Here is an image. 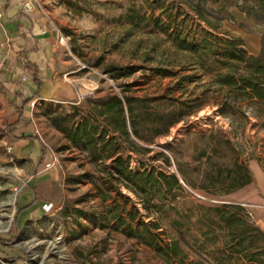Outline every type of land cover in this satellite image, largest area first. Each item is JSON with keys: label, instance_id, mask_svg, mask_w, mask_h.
I'll use <instances>...</instances> for the list:
<instances>
[{"label": "rangeland", "instance_id": "obj_1", "mask_svg": "<svg viewBox=\"0 0 264 264\" xmlns=\"http://www.w3.org/2000/svg\"><path fill=\"white\" fill-rule=\"evenodd\" d=\"M37 2L35 7L59 46L54 57L72 71L69 76L79 93L65 102L40 100L32 109V136L56 155L58 171L55 179L35 182V168L12 158L7 150L12 115L7 91L0 86V264H168L156 249L126 235L127 226L136 228L139 222L158 224L153 232L160 247L178 241L180 258L172 264H264V101L228 97L227 89L215 84L214 77L172 41L179 22L184 39L192 31L230 35L212 25H221L224 19L232 24L229 10L241 9L242 0H229L226 10L213 0ZM251 4L248 0L244 7ZM133 11L144 13L157 26L139 18L130 22ZM258 55L264 62V53ZM113 95L171 99L143 109L138 128L147 139L130 136L137 150L123 138L118 143L119 155L129 160L130 169L174 174L178 185L169 188L161 180L157 192L145 193L123 183L105 185L97 171L104 165L88 162L61 130L78 127L93 101L100 104ZM171 110L178 121L168 129L157 126L156 115ZM98 125L106 129L102 119ZM155 127L163 133L153 136ZM236 157L252 181L240 191L247 193L248 203L262 207L239 205L243 210H238L230 203L234 191L216 194L219 189L207 179L206 174L233 167ZM28 189L35 193L34 202L43 201L41 213L21 212ZM257 192L260 198L253 200ZM148 199L150 207L145 208ZM115 205L127 221L118 230L112 217ZM134 208L138 215L132 222L129 213ZM254 211L262 216L256 217ZM223 214L234 215L231 228L220 219ZM239 220L245 222L243 239Z\"/></svg>", "mask_w": 264, "mask_h": 264}, {"label": "trees", "instance_id": "obj_2", "mask_svg": "<svg viewBox=\"0 0 264 264\" xmlns=\"http://www.w3.org/2000/svg\"><path fill=\"white\" fill-rule=\"evenodd\" d=\"M206 1V0H199ZM220 1L222 10H226L229 4V0H213V2ZM248 0H242L240 5L241 10L252 17L255 21L264 24V0H252L251 8H245ZM222 10L219 14L222 13ZM197 13L202 16L201 10H197ZM130 22H133L135 18L146 21V23L157 26L156 22L147 19L144 13L131 12L128 17ZM179 22L175 25V35L172 37V41L177 50L187 52L194 58V63L203 69L208 75L213 76L215 84L220 88L227 89V96L233 99L239 97V95H245L247 99H251L256 102L264 101V62L258 55L249 54L242 47V40L237 37L230 36L228 34L211 33L208 31L190 32L186 34V39L183 37V31ZM212 27H220L219 23L213 24ZM168 28L161 27L163 32L168 33ZM202 32V33H201ZM171 35V34H170ZM262 51L264 53V35L262 36ZM170 98L161 97H149L144 100L138 98H130L128 96L120 97L113 95L108 98L107 101L99 104L97 101H93V108L89 113L82 118L78 127L71 130L61 129L67 133V136L73 141L76 146H79V150L86 154L88 162L96 164L100 163L104 167H99L98 172L103 174L101 180L103 184L107 185L115 183H123L125 186L134 190L137 188L142 192H150L159 190L160 181L163 180L169 188L171 186L178 185V178L172 174L170 177L164 172H159L155 175V171L145 170L140 172L129 168V160H124L119 155V149H121L118 140L123 138L133 149H138L137 145L131 140V134L135 137L146 140V135H143L139 131V124L141 113L148 108L149 105H158L161 101ZM95 102V103H94ZM142 102V103H141ZM134 104H137L134 106ZM171 104V103H170ZM183 106V105H182ZM184 106H188L184 103ZM222 110V109H221ZM102 119L105 123L106 129H99V120ZM179 119L177 113L173 110L166 114L156 115L155 124L162 126L164 129H168L171 125L176 123ZM163 133L160 127H155L152 135H158ZM111 134L110 138L107 135ZM227 147L231 146L229 142L225 143ZM214 150H217L215 145ZM204 154V153H203ZM112 159L110 163H106V159ZM184 175V173H183ZM184 177V176H183ZM210 184L218 188L219 191L216 194L230 193L242 186L251 182V176L248 169L243 163L238 161L236 157L233 163V167L228 170L219 168L215 173L206 174ZM168 178L170 181H168ZM185 178V177H184ZM107 180L108 182H104ZM229 181V183H226ZM116 190V188H114ZM170 190V189H169ZM103 194H105L103 192ZM106 198L105 195H103ZM36 198L41 199L38 194ZM150 207V200L148 199L145 208ZM238 210H243L242 206L235 205ZM110 207H107L109 210ZM133 213H129L130 220L133 222L138 215L137 209ZM112 217L116 220L115 230H118L121 226L127 224L126 218L119 214L118 206L115 205ZM220 219L225 221L227 227L231 228L234 220V215H221ZM242 229L238 232L243 239L246 229L244 228L245 222L239 220ZM176 223V222H175ZM158 228L157 223L146 224L139 222L134 228V224H129L125 229L128 237L135 238L141 243L156 249L163 259L168 264H172L173 260L180 258L179 243L177 240H173L165 247L158 245V234L153 232V229ZM241 245L242 242L237 243Z\"/></svg>", "mask_w": 264, "mask_h": 264}, {"label": "crops", "instance_id": "obj_3", "mask_svg": "<svg viewBox=\"0 0 264 264\" xmlns=\"http://www.w3.org/2000/svg\"><path fill=\"white\" fill-rule=\"evenodd\" d=\"M26 1L0 0V86L7 91L12 115L9 121L10 155L32 165L36 171L33 181L38 182L42 178L55 179L57 158L53 152L45 151L38 138L26 135L31 133L33 114L29 101L39 98L44 102H65L76 99L79 92L69 76L72 71H67L68 68L54 57L59 52V46L52 38L50 26L36 7L32 10L24 8ZM230 18L234 22L231 24L228 19L222 20L219 30L240 38L242 47L249 54H260L264 24L235 7L229 10ZM245 26L250 30H245ZM243 187L233 192L234 202L230 203L262 207L257 202L248 203L249 200L244 197L247 193L240 191ZM238 192L239 195H236ZM25 195L26 198L20 203L21 212L27 215L41 213L43 201L34 202L33 189H28ZM258 198L259 192L252 195L253 200ZM254 214L258 218L262 216L259 211H254Z\"/></svg>", "mask_w": 264, "mask_h": 264}, {"label": "built area", "instance_id": "obj_4", "mask_svg": "<svg viewBox=\"0 0 264 264\" xmlns=\"http://www.w3.org/2000/svg\"><path fill=\"white\" fill-rule=\"evenodd\" d=\"M37 3H38L37 0H28V1H26V2L24 3V8H25L26 10H32V9L35 7V5H36ZM23 78H25V77H23ZM39 102H40V99H39V98L31 99V100L29 101V106H30V108L33 109L34 106H36L37 103H39ZM7 150H8V152H10L11 147L9 146V147L7 148ZM49 207H51V205H50Z\"/></svg>", "mask_w": 264, "mask_h": 264}, {"label": "water", "instance_id": "obj_5", "mask_svg": "<svg viewBox=\"0 0 264 264\" xmlns=\"http://www.w3.org/2000/svg\"><path fill=\"white\" fill-rule=\"evenodd\" d=\"M27 136H32V133H26Z\"/></svg>", "mask_w": 264, "mask_h": 264}]
</instances>
